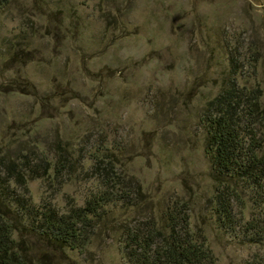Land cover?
Here are the masks:
<instances>
[{
	"label": "rangeland",
	"instance_id": "obj_1",
	"mask_svg": "<svg viewBox=\"0 0 264 264\" xmlns=\"http://www.w3.org/2000/svg\"><path fill=\"white\" fill-rule=\"evenodd\" d=\"M232 80L260 93L264 132V0H0V158L48 165L28 181L32 201L83 206L101 189L102 157L141 199L113 214L137 222L186 202L216 264L264 253L214 211L202 119ZM241 197L243 223L264 211L251 191ZM90 231L85 251L18 237L35 264H130L113 230Z\"/></svg>",
	"mask_w": 264,
	"mask_h": 264
},
{
	"label": "trees",
	"instance_id": "obj_2",
	"mask_svg": "<svg viewBox=\"0 0 264 264\" xmlns=\"http://www.w3.org/2000/svg\"><path fill=\"white\" fill-rule=\"evenodd\" d=\"M259 94L239 88L232 80L208 102L202 120L207 132L206 153L216 181L215 214L225 229L244 228L248 241L264 246V211L244 223L236 212L245 189L254 193L256 204L264 207V132L259 129ZM104 161L97 157L94 163L101 189L83 206L61 212L52 205L35 204L30 195L29 179L41 177L48 165L33 168L24 161L20 164L1 157L0 171L6 181L0 186V264H35L25 240L18 237L23 231L39 234L60 247L85 251L91 228L113 230L130 264H216L206 239L191 227L186 202L174 201L161 217L149 214L137 222L113 214L117 204L122 209H140L141 199L138 193L125 190L126 186L134 187V182L116 178ZM11 181L16 183L12 199L6 188ZM248 264H264V253L254 255Z\"/></svg>",
	"mask_w": 264,
	"mask_h": 264
}]
</instances>
